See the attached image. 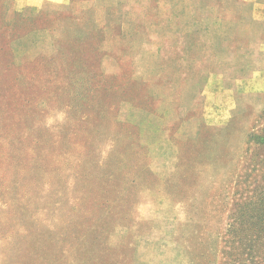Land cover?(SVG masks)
<instances>
[{
	"label": "rangeland",
	"instance_id": "obj_1",
	"mask_svg": "<svg viewBox=\"0 0 264 264\" xmlns=\"http://www.w3.org/2000/svg\"><path fill=\"white\" fill-rule=\"evenodd\" d=\"M72 1L0 0V264H251L264 0Z\"/></svg>",
	"mask_w": 264,
	"mask_h": 264
},
{
	"label": "trees",
	"instance_id": "obj_2",
	"mask_svg": "<svg viewBox=\"0 0 264 264\" xmlns=\"http://www.w3.org/2000/svg\"><path fill=\"white\" fill-rule=\"evenodd\" d=\"M71 2L73 3V1ZM32 10L35 9L32 8ZM37 12H43V11H37ZM261 193H263L261 197L257 198L255 202L249 204V206L247 207L248 211L244 212L245 215L239 216V218L246 216L247 220L249 221V224L251 225L253 224V227L256 226L258 229L253 232V237H255L254 239L253 238L248 239L252 235V232L246 238L248 240H246L247 245L245 244L246 247L245 251H247V254L249 255V260L251 264H264V260H263L264 257L262 255L264 254V251H260L261 248L260 239H264V191H262ZM249 227L252 228V226L250 225Z\"/></svg>",
	"mask_w": 264,
	"mask_h": 264
},
{
	"label": "crops",
	"instance_id": "obj_3",
	"mask_svg": "<svg viewBox=\"0 0 264 264\" xmlns=\"http://www.w3.org/2000/svg\"><path fill=\"white\" fill-rule=\"evenodd\" d=\"M71 1L72 0H9V6L15 11H22L27 7H31L37 11H63L71 7ZM228 103H230L228 107H233L231 116L242 113L246 107L245 99L240 94L234 99H229L227 105Z\"/></svg>",
	"mask_w": 264,
	"mask_h": 264
}]
</instances>
